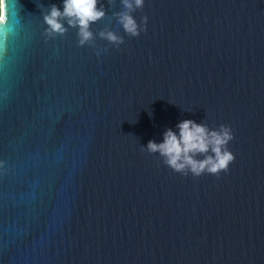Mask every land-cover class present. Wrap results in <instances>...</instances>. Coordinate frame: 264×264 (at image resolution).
Here are the masks:
<instances>
[{
	"label": "water",
	"instance_id": "obj_1",
	"mask_svg": "<svg viewBox=\"0 0 264 264\" xmlns=\"http://www.w3.org/2000/svg\"><path fill=\"white\" fill-rule=\"evenodd\" d=\"M5 2L0 264H264V0H144L135 38L98 0L82 47L63 0ZM184 120L231 128L227 173L148 152Z\"/></svg>",
	"mask_w": 264,
	"mask_h": 264
},
{
	"label": "clouds",
	"instance_id": "obj_2",
	"mask_svg": "<svg viewBox=\"0 0 264 264\" xmlns=\"http://www.w3.org/2000/svg\"><path fill=\"white\" fill-rule=\"evenodd\" d=\"M112 2L114 0H109V3ZM120 3L123 11L114 14L116 22L125 35L138 37L145 31L144 26L148 18L141 17L138 23L132 13L143 8L144 0H120ZM97 4L98 0H63L62 11L53 5L48 14L43 17L47 26L45 34L49 37L64 35L67 29L62 21H66L68 27L78 29V46L90 44L93 40L90 26L105 16L103 7L98 8ZM6 24V2L0 0V29L5 28ZM6 35L5 32V37ZM98 35L115 47L124 43L123 37L111 30L100 31ZM96 55L99 56L101 53L97 52ZM176 128L178 132L171 129L165 131L162 143L149 141L148 152L159 153L164 158V163L173 172L184 176L191 173L193 177H200L203 174L219 177L221 172H228L229 165L235 159L227 148L229 142L233 140L229 126L221 125L219 130L209 131L204 125L184 120ZM197 155H202L204 158L198 160L195 158Z\"/></svg>",
	"mask_w": 264,
	"mask_h": 264
}]
</instances>
